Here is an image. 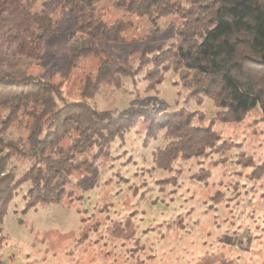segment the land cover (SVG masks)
Listing matches in <instances>:
<instances>
[{
  "label": "rangeland",
  "instance_id": "rangeland-1",
  "mask_svg": "<svg viewBox=\"0 0 264 264\" xmlns=\"http://www.w3.org/2000/svg\"><path fill=\"white\" fill-rule=\"evenodd\" d=\"M62 1L0 0V75L53 79L70 100L81 98V85L96 72L99 59L70 62L64 52L67 19L60 21L59 33L40 42L33 43L25 32V39L4 37L9 28L22 30L29 24L25 8L49 9L57 17ZM109 13L125 17L115 9ZM157 22L139 19L125 42L106 48L137 67L142 50L151 56L177 41L170 19ZM152 66L124 77L120 87L102 85L93 103L101 110L162 103L172 111L185 106L197 113L195 123H212L222 138L236 143L227 159L217 153L178 158L172 169H161L154 156L171 138L161 130L147 139L146 122L139 119L123 141L112 144L107 159L96 161L92 182L76 190L81 199L38 204L23 213L30 183L18 190L0 228L3 264H264L263 112L255 108L242 122L220 121L213 100L188 99L189 90L172 69L162 83L150 87L145 76ZM21 132L11 126L5 138L17 139ZM240 152L251 165L242 163ZM31 165L32 159L16 156L7 170L19 177ZM203 169L210 174L200 180Z\"/></svg>",
  "mask_w": 264,
  "mask_h": 264
},
{
  "label": "trees",
  "instance_id": "trees-1",
  "mask_svg": "<svg viewBox=\"0 0 264 264\" xmlns=\"http://www.w3.org/2000/svg\"><path fill=\"white\" fill-rule=\"evenodd\" d=\"M58 7L57 17L49 9L25 8L23 17L29 24L22 30L9 28L4 37L12 40L25 32L33 43L40 42L59 33L60 21L67 19L66 57L76 65L92 56L99 65L82 83L81 98L70 100L53 79L0 75V228L26 183L30 186L23 195V213L38 204L81 199L76 190L92 182L96 161L107 159L112 144L123 141L139 119L146 122L147 139L161 130L171 138L154 156L161 169H172L178 158L217 153L227 159L236 143L222 138L212 123H195L197 113L185 106L172 111L162 103L101 110L93 103L102 85L120 87L124 77L136 75L150 63L153 66L145 76L150 87L162 83L164 73L172 69L189 90L188 99L213 100L220 121L242 122L255 108L264 114V0H63ZM114 9L125 17L113 18L109 12ZM162 17L170 19L177 41L167 48L160 46L151 56L142 50L137 67L106 48L125 42L139 19L158 23ZM154 29L158 31L157 26ZM11 126L22 130L17 139L5 138ZM240 154L242 163L251 165L249 156ZM16 156L32 159L19 177L7 170ZM209 174L203 169L197 176L205 180Z\"/></svg>",
  "mask_w": 264,
  "mask_h": 264
}]
</instances>
